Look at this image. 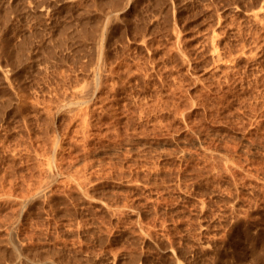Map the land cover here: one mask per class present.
Wrapping results in <instances>:
<instances>
[{
    "label": "rangeland",
    "instance_id": "obj_1",
    "mask_svg": "<svg viewBox=\"0 0 264 264\" xmlns=\"http://www.w3.org/2000/svg\"><path fill=\"white\" fill-rule=\"evenodd\" d=\"M0 264H264V0H0Z\"/></svg>",
    "mask_w": 264,
    "mask_h": 264
},
{
    "label": "bare ground",
    "instance_id": "obj_2",
    "mask_svg": "<svg viewBox=\"0 0 264 264\" xmlns=\"http://www.w3.org/2000/svg\"><path fill=\"white\" fill-rule=\"evenodd\" d=\"M254 16H255V15H254ZM255 17H256V16H255ZM257 17H258V16H257ZM98 51H99V50H98ZM93 71H94V70H93ZM95 75H96V74H95ZM83 101H84V100H83ZM85 101H86V99H85ZM85 101H84V102H85ZM80 106H82V105H80ZM80 110H81V108H80ZM49 168H50V167H49ZM49 171H51V169H50ZM49 171H48V172H49ZM23 204H24V203H23ZM253 240H254V239H253ZM252 244H253V243H252ZM252 247H253V246H252ZM253 248H254V247H253ZM253 251H254V250H253ZM253 251H252V252H253ZM253 256H254V255H253ZM262 257H263V256H262ZM254 260H255V259H254Z\"/></svg>",
    "mask_w": 264,
    "mask_h": 264
}]
</instances>
